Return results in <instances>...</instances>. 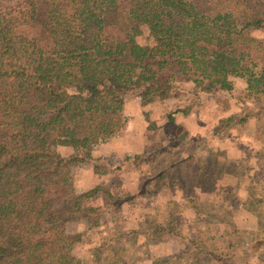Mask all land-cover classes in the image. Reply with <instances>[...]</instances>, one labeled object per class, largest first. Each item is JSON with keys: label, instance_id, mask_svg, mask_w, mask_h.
<instances>
[{"label": "trees", "instance_id": "trees-1", "mask_svg": "<svg viewBox=\"0 0 264 264\" xmlns=\"http://www.w3.org/2000/svg\"><path fill=\"white\" fill-rule=\"evenodd\" d=\"M261 28L264 0H0V264H75L80 234L67 225L80 199L68 175L123 127L128 94L146 105L178 82L198 95L241 80L242 104L264 110V44L251 36Z\"/></svg>", "mask_w": 264, "mask_h": 264}, {"label": "rangeland", "instance_id": "rangeland-1", "mask_svg": "<svg viewBox=\"0 0 264 264\" xmlns=\"http://www.w3.org/2000/svg\"><path fill=\"white\" fill-rule=\"evenodd\" d=\"M132 33L151 43L145 29ZM251 36L264 44V28ZM242 83L193 95L178 82L172 97L146 105L136 93L124 97L123 127L68 175L70 197L80 199L67 225L80 234L75 264H264L256 251L264 245V110L249 113L258 105L239 100ZM247 113L245 123L217 131ZM62 148V156L86 152Z\"/></svg>", "mask_w": 264, "mask_h": 264}, {"label": "crops", "instance_id": "crops-1", "mask_svg": "<svg viewBox=\"0 0 264 264\" xmlns=\"http://www.w3.org/2000/svg\"><path fill=\"white\" fill-rule=\"evenodd\" d=\"M62 148V147H61ZM63 149V148H62Z\"/></svg>", "mask_w": 264, "mask_h": 264}]
</instances>
